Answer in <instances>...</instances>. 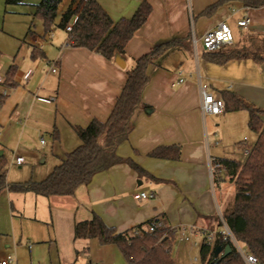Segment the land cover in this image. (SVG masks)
Returning <instances> with one entry per match:
<instances>
[{
	"label": "crops",
	"instance_id": "crops-1",
	"mask_svg": "<svg viewBox=\"0 0 264 264\" xmlns=\"http://www.w3.org/2000/svg\"><path fill=\"white\" fill-rule=\"evenodd\" d=\"M97 1L119 21L132 17L144 0ZM148 1L152 12L129 41L124 55L108 59L85 47L71 46L68 31L55 29L61 22L56 18L50 32L44 30L43 35L34 36L36 44L32 46L30 62L24 64L25 58L23 63L0 65V94L7 96L4 106L8 103L5 129L11 127L22 139L34 132H47L54 140L42 155L41 164L51 161V166L40 168L43 178L66 153L81 144L75 126L86 127L93 119L108 118L136 59L159 43L179 40L150 65V82L142 95L149 107L135 112L130 136L116 150L119 156L131 158L146 173L139 175L129 163H118L96 173L73 195L48 197L67 224L66 235L55 232L51 239L56 243L58 255H73L74 251L88 254L102 249V257L91 255L85 264H127L117 245H103L97 238L75 237L76 223L91 220L95 214L120 232L158 219L184 241L190 240L193 233L205 236L203 232L223 230L220 216L233 201L236 188L230 186L233 183L225 170H219V174L216 170L215 176L211 165L220 158L245 162L248 157L245 149L252 148L258 136L249 128L250 114L246 109L204 113L201 84L209 85V90L221 97L224 92L240 95L262 110L264 122V6L247 8L231 2L205 15L202 12L218 0ZM244 17L250 18L247 28L238 26ZM222 22L234 33L233 43L224 49L240 50L246 57L221 64L211 61L205 50L199 56L193 36L199 40ZM47 35L50 40L44 41ZM117 56L124 60L125 67L116 62ZM13 64L17 68L14 88L3 81ZM4 132H0V137ZM172 145L181 147L179 159L149 155L157 147ZM236 148L242 151L243 160L233 158ZM0 159L7 164L6 149L1 151ZM140 193L153 197L137 199L135 196ZM34 194L36 207L43 205L41 197L47 196ZM11 208L14 210L13 204ZM53 217L52 213L50 219ZM112 246L117 247L125 263L108 259L109 254H113L111 259H118ZM7 253L8 249H4L0 264L8 257ZM21 263L16 258L10 264ZM52 264L73 263L59 257V263Z\"/></svg>",
	"mask_w": 264,
	"mask_h": 264
},
{
	"label": "trees",
	"instance_id": "trees-1",
	"mask_svg": "<svg viewBox=\"0 0 264 264\" xmlns=\"http://www.w3.org/2000/svg\"><path fill=\"white\" fill-rule=\"evenodd\" d=\"M24 0H6L7 4H19ZM63 0H40L34 16L42 20L45 32L56 25L58 8ZM239 2L247 8H260L264 0H218L207 7L202 14L211 15L221 5ZM152 5L144 0L132 17L115 21L97 0H71L67 11L62 15L58 27L66 30L73 22L69 34V44L73 47H85L100 53L108 59L124 55L129 41L148 20ZM74 19V20H73ZM179 40H171L155 45L148 53L135 61L128 70L127 81L116 103L105 121L93 119L86 127L75 126L81 144L65 154L53 171L41 181H25L6 184V161L0 159V190L8 187L18 192H34L47 197L53 195H73L79 186L88 184L98 172L108 170L118 163H129L139 175L145 170L131 158L117 154V147L126 141L133 130L132 118L141 108H148L142 98L143 91L150 82L149 67L163 54L169 51ZM215 51L205 50L211 61L226 63L233 58H243L247 54L236 49ZM1 61V52H0ZM16 66H10L4 78V84L14 88ZM6 94H0V110L6 102ZM222 99L225 110L246 109L249 111V128L257 134V140L245 162L228 158L215 160L219 170H225L235 181L236 194L223 213L226 225L238 242H242L246 251L257 258L258 264H264V122L262 110L234 92H224ZM179 145L160 146L150 152L153 157L179 159ZM149 220L130 230L118 231L106 224L99 215L91 220L75 225L76 238H97L101 244H114L119 247L127 264H176L171 248L175 231L166 226L148 231ZM219 225L223 226L220 221ZM200 246L202 264H246L243 256L229 238L217 232L213 241L207 239V233ZM230 246L228 250L227 247Z\"/></svg>",
	"mask_w": 264,
	"mask_h": 264
},
{
	"label": "rangeland",
	"instance_id": "rangeland-1",
	"mask_svg": "<svg viewBox=\"0 0 264 264\" xmlns=\"http://www.w3.org/2000/svg\"><path fill=\"white\" fill-rule=\"evenodd\" d=\"M39 2L40 0H24L19 4H7L6 0H0V65L3 66L5 63L9 65L13 62L16 64L23 63L25 58L24 64L30 62V52L32 46L36 44L34 36L44 34L42 20L34 16L36 5ZM70 4L71 0H63L60 3L57 22H60L63 13L67 11ZM55 29H59V27H55ZM43 40H50V36L47 35ZM204 50L202 37H200L198 40L199 56ZM51 55L53 54L50 53V57H52ZM7 104L0 111V132L6 130L4 136L0 137V153L6 149V184L24 182L30 179L39 181L46 177L40 178V168L49 164L51 166V161L45 165L41 164V161L45 149L50 148L54 140L47 132H34L28 138L22 139L19 133H16L11 127L5 129L3 122L8 116ZM235 151V154L232 155L233 158L243 160L242 151L239 148H236ZM17 156L24 157L25 162L22 165L16 164ZM216 174L217 171H215V176ZM228 180L233 183L228 182L230 186L236 188L235 181H232L230 177ZM34 198L36 195L29 191L18 192L8 187L0 190V260L4 249H8L7 255L13 259L19 258L21 264H31L32 260L33 264L59 263V257L63 261H71L73 264H85L91 255L97 259L103 256L102 249H96L88 254L74 251L73 255H58L56 243L51 239H53L55 232L59 236L66 235L67 224L59 213L60 211L56 210L48 201V197H41L44 204H39L38 207L35 205ZM12 204L14 210L11 208ZM52 213L54 217L50 219ZM36 214H38L37 219L35 218ZM220 217L223 219L222 214ZM180 237L175 236L171 248L172 257L176 264H202L200 246L204 235L193 233L189 235L190 240L188 241H184ZM6 243H9L10 246L6 247ZM238 244L246 251L242 242H238ZM30 246L34 247H32L31 252ZM112 247L116 250L118 259H111L113 254L109 253L108 259L110 258L114 263H117L118 260L125 263V259L117 247ZM7 255L5 256L7 257Z\"/></svg>",
	"mask_w": 264,
	"mask_h": 264
},
{
	"label": "built area",
	"instance_id": "built-area-1",
	"mask_svg": "<svg viewBox=\"0 0 264 264\" xmlns=\"http://www.w3.org/2000/svg\"><path fill=\"white\" fill-rule=\"evenodd\" d=\"M250 25V18L244 17L243 19H240L238 21V26L241 28H247ZM73 27V22L70 23L67 27V31H71ZM194 37V44L195 48H197L198 45V39L196 36ZM234 41V33L231 27L225 23H220L216 28L208 30L205 32L202 36V42L203 47L207 51H215L220 49L221 47L231 45ZM55 71V69H53ZM28 77V75H26ZM0 76V80H1ZM201 95H202V101H201V109L204 113H211V114H221L225 110V102L222 99V97L219 94H215L209 90V85L207 84H201ZM251 152V148L245 149V154L248 156ZM17 164L21 165L25 162L24 157L18 156L16 158ZM219 167V164L213 162L211 165V171L215 174V171ZM137 199L141 198H147V197H153V194L148 195L146 193H140L135 196ZM221 221L223 222V230L221 233L224 234L225 238H229L233 241L239 252L242 254L246 264H258L257 258L245 251V249H242L239 244L238 240L234 237L232 231L229 229V227L226 225L224 218H221ZM164 224L159 221H153L152 224H149L147 227L148 231H154L156 227H162ZM217 233L215 232H208L207 233V239L209 241H213ZM14 262V259L11 256H8L5 260L1 262V264H10ZM87 264H95V263H87Z\"/></svg>",
	"mask_w": 264,
	"mask_h": 264
},
{
	"label": "water",
	"instance_id": "water-1",
	"mask_svg": "<svg viewBox=\"0 0 264 264\" xmlns=\"http://www.w3.org/2000/svg\"><path fill=\"white\" fill-rule=\"evenodd\" d=\"M116 62L122 66V67H125V62L122 58H120L119 56L116 57ZM227 249L229 250L230 249V246L227 247Z\"/></svg>",
	"mask_w": 264,
	"mask_h": 264
}]
</instances>
